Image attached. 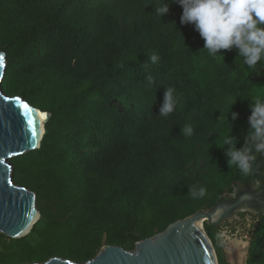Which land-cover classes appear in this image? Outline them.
I'll list each match as a JSON object with an SVG mask.
<instances>
[{
	"label": "trees",
	"instance_id": "16d2710c",
	"mask_svg": "<svg viewBox=\"0 0 264 264\" xmlns=\"http://www.w3.org/2000/svg\"><path fill=\"white\" fill-rule=\"evenodd\" d=\"M162 2L160 17L161 0H0L5 95L50 115L40 149L9 162L13 182L37 195L40 219L22 239L0 233V264L132 252L236 185L264 183V152L250 139L264 61L253 71L236 47L210 56L178 0ZM167 87L177 104L165 117ZM245 149L256 157L250 177L229 163L230 150ZM199 187L206 196L193 198ZM204 228L226 264L215 228ZM247 264H264V216Z\"/></svg>",
	"mask_w": 264,
	"mask_h": 264
},
{
	"label": "water",
	"instance_id": "95a60500",
	"mask_svg": "<svg viewBox=\"0 0 264 264\" xmlns=\"http://www.w3.org/2000/svg\"><path fill=\"white\" fill-rule=\"evenodd\" d=\"M0 233L12 239H22L30 234L40 219L36 206V194L13 182V169L10 160L29 152L39 150L40 140L31 115V108L21 98L5 95L4 82L7 66L6 54L0 51ZM24 104L28 108L23 107ZM37 110V109H35ZM44 125L50 119L49 114L37 110ZM253 196L240 193L233 202L223 204L221 200L211 210L199 211L191 217L171 224L163 233L136 244L132 252L120 247L106 246L92 260L82 264H219L218 257L208 237L204 224L199 228L197 222L207 218L209 226L217 227L236 213L250 209ZM220 208L224 215L216 222L213 214ZM38 219L33 223L35 216ZM44 264H79L61 258H53Z\"/></svg>",
	"mask_w": 264,
	"mask_h": 264
},
{
	"label": "clouds",
	"instance_id": "9594fccd",
	"mask_svg": "<svg viewBox=\"0 0 264 264\" xmlns=\"http://www.w3.org/2000/svg\"><path fill=\"white\" fill-rule=\"evenodd\" d=\"M183 8L182 23H194L201 37L205 40V48L210 56L216 57L221 50L236 47L240 51L243 63L255 71L258 62L264 61V0H178ZM169 7L161 0L155 14L160 17L167 14ZM223 57L222 55H219ZM150 61L155 64L159 57L152 54ZM264 66V65H262ZM149 78V83H152ZM175 89L167 87L161 116H168L176 109ZM253 115L250 123L254 133L250 139L257 141L256 152H264V100L254 98ZM235 118V116L233 117ZM193 127L185 125L182 133L185 136L193 134ZM231 137L224 139V144H230ZM251 149L230 150V165H236L244 177L252 174L254 155L248 153ZM260 180H255L259 186ZM193 198H203L207 194L205 187L190 190Z\"/></svg>",
	"mask_w": 264,
	"mask_h": 264
},
{
	"label": "rangeland",
	"instance_id": "374dc122",
	"mask_svg": "<svg viewBox=\"0 0 264 264\" xmlns=\"http://www.w3.org/2000/svg\"><path fill=\"white\" fill-rule=\"evenodd\" d=\"M199 166L202 169L204 163L200 162ZM242 192L253 196L250 201L251 208L236 213L219 226L214 227V234L226 264H247L254 233L264 216V183H260L259 186L253 183L246 187L236 185L234 192L224 195L221 202L229 204Z\"/></svg>",
	"mask_w": 264,
	"mask_h": 264
},
{
	"label": "bare ground",
	"instance_id": "6f19581e",
	"mask_svg": "<svg viewBox=\"0 0 264 264\" xmlns=\"http://www.w3.org/2000/svg\"><path fill=\"white\" fill-rule=\"evenodd\" d=\"M31 115L33 117V120H34V123H35V126H36V131H37V137H38V140H40L42 138V136L44 135V125L42 124L41 122V115L39 114V112L35 109H32L31 108ZM43 117L44 119L46 120L47 119V116L45 115L46 113H43ZM44 137V136H43ZM224 215V209L223 208H220L218 209L212 216V221L213 222H216L218 219H221V217H223ZM38 217L37 215L35 216L34 218V221L32 223V225L34 223H36ZM206 221H211V219H207V218H203V219H200L197 224L199 226V228H202V224L205 223ZM35 225V224H34Z\"/></svg>",
	"mask_w": 264,
	"mask_h": 264
},
{
	"label": "snow or ice",
	"instance_id": "6c2138e0",
	"mask_svg": "<svg viewBox=\"0 0 264 264\" xmlns=\"http://www.w3.org/2000/svg\"><path fill=\"white\" fill-rule=\"evenodd\" d=\"M2 63H3V59L0 58V64H2ZM23 107H24L25 109H27V108H28V105H27V104H24ZM35 132H36V129H35V127H34V128H33V135H35ZM0 163H2V162H0Z\"/></svg>",
	"mask_w": 264,
	"mask_h": 264
},
{
	"label": "flooded vegetation",
	"instance_id": "af4514ba",
	"mask_svg": "<svg viewBox=\"0 0 264 264\" xmlns=\"http://www.w3.org/2000/svg\"><path fill=\"white\" fill-rule=\"evenodd\" d=\"M243 187H246V186H243ZM234 192V191H233ZM242 193H246V192H242ZM234 200L232 199V202H233Z\"/></svg>",
	"mask_w": 264,
	"mask_h": 264
}]
</instances>
